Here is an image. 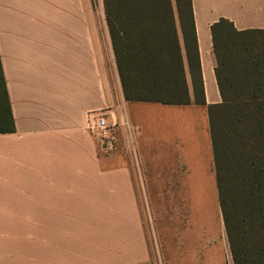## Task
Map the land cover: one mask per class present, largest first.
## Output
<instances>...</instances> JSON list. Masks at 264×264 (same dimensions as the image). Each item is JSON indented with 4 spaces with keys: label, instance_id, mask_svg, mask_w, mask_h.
<instances>
[{
    "label": "crops",
    "instance_id": "1",
    "mask_svg": "<svg viewBox=\"0 0 264 264\" xmlns=\"http://www.w3.org/2000/svg\"><path fill=\"white\" fill-rule=\"evenodd\" d=\"M192 6L206 105L194 101L181 32L191 103L127 101L93 0H0V61L14 119V131L0 133V217H91L112 197L134 207L133 169L120 155H100L86 129L92 111L113 123L126 117L138 129L139 156L161 151L169 174L203 171L209 149L198 138L207 107L222 101L211 26L225 18L238 30H264V0Z\"/></svg>",
    "mask_w": 264,
    "mask_h": 264
},
{
    "label": "trees",
    "instance_id": "2",
    "mask_svg": "<svg viewBox=\"0 0 264 264\" xmlns=\"http://www.w3.org/2000/svg\"><path fill=\"white\" fill-rule=\"evenodd\" d=\"M103 7L127 101L189 105L185 52L194 101L206 105L192 0ZM211 34L222 101L207 110L221 216L233 264H264V30L221 18ZM13 131L0 61V133Z\"/></svg>",
    "mask_w": 264,
    "mask_h": 264
},
{
    "label": "rangeland",
    "instance_id": "3",
    "mask_svg": "<svg viewBox=\"0 0 264 264\" xmlns=\"http://www.w3.org/2000/svg\"><path fill=\"white\" fill-rule=\"evenodd\" d=\"M93 3L104 24L103 0ZM205 121L198 138L209 149L203 171L169 174L161 151L144 159L125 148L119 134L122 142L113 155L133 169L134 207L112 197L96 205L91 217H0V264H233L207 110Z\"/></svg>",
    "mask_w": 264,
    "mask_h": 264
},
{
    "label": "built area",
    "instance_id": "4",
    "mask_svg": "<svg viewBox=\"0 0 264 264\" xmlns=\"http://www.w3.org/2000/svg\"><path fill=\"white\" fill-rule=\"evenodd\" d=\"M120 127L124 130L125 137L129 150L136 153L135 133L138 129L124 117L123 122L113 123L109 119V115L100 111H92L88 113V120L86 129L92 137L98 142V149L100 155L111 156L120 146ZM125 144V148L126 145Z\"/></svg>",
    "mask_w": 264,
    "mask_h": 264
}]
</instances>
